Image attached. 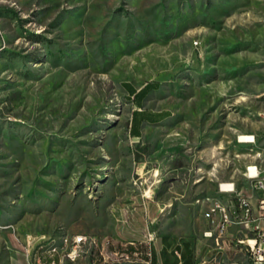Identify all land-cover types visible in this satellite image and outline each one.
Masks as SVG:
<instances>
[{
	"label": "rangeland",
	"instance_id": "rangeland-1",
	"mask_svg": "<svg viewBox=\"0 0 264 264\" xmlns=\"http://www.w3.org/2000/svg\"><path fill=\"white\" fill-rule=\"evenodd\" d=\"M150 81L140 107L126 84ZM138 110L162 117L136 126ZM255 165L264 177V0H0V264L76 233L201 239L203 202L222 183L257 192ZM213 243L198 264L237 259Z\"/></svg>",
	"mask_w": 264,
	"mask_h": 264
},
{
	"label": "built area",
	"instance_id": "built-area-1",
	"mask_svg": "<svg viewBox=\"0 0 264 264\" xmlns=\"http://www.w3.org/2000/svg\"><path fill=\"white\" fill-rule=\"evenodd\" d=\"M262 169L257 165L251 166V181L257 182V201L254 204L249 197L241 194L234 182L222 183L220 191L225 200L213 199L206 209H213V217H206L214 228L206 231L205 235L213 239L221 248L223 242L233 252L236 260L231 264H264V177ZM234 197V198H232ZM236 232L231 233L230 229ZM91 239V235L76 233L69 237V243L62 248H71L70 256H62V248L52 252V258L44 261L38 258L36 264H113V258L130 256L129 264H152L153 255L151 247L146 258H142L140 252H131L128 249L114 248L111 240L101 236V241H92V247L81 248V240ZM151 245L154 235L149 233L146 237ZM30 243L34 239H29ZM92 248H99V256H92ZM80 249L90 251L89 260H80ZM178 254V253H177ZM44 255V253H42ZM179 255V254H178Z\"/></svg>",
	"mask_w": 264,
	"mask_h": 264
},
{
	"label": "crops",
	"instance_id": "crops-1",
	"mask_svg": "<svg viewBox=\"0 0 264 264\" xmlns=\"http://www.w3.org/2000/svg\"><path fill=\"white\" fill-rule=\"evenodd\" d=\"M161 117H162V115L158 118V120H160ZM145 121H149V120H145ZM238 191L241 194H243V190H241V191L238 190ZM244 196L249 197L252 200V202L255 204L257 201L256 199H257L258 194H257V192H255V193H252V195H249V196L244 195ZM203 205H204V208L208 207V204H206V202H203ZM206 231H209V229H206L205 232ZM230 231H231V233L236 232L235 228H231ZM205 232H204V234H205ZM144 241H145V244H141L140 247H136V246H134V247L132 246V247L137 252H139V250L142 249L140 252L142 258L147 257V253L149 251V248L151 247V251H152V255H153V264H182V259L180 257L181 255H180L179 251H177V249L183 248L185 242L189 243L190 249L192 250V252L194 254V260H195L194 264H198V258L200 255L203 254L205 249H207V251H206V253H207L210 250L209 247H212V249L214 248L213 239L207 237L206 235H205V237H203L201 239H199V238L195 239V238L191 237V238H186L184 241H176V240H170L167 238H163V242L161 244H157L156 242H153L151 245L149 244V242H146L147 239H145ZM209 241H211L210 242L211 244L209 243ZM131 243H133V242H131ZM222 245L225 247L226 242H223ZM231 254L233 255V252H231ZM205 258H206V256L203 257V259H205Z\"/></svg>",
	"mask_w": 264,
	"mask_h": 264
},
{
	"label": "trees",
	"instance_id": "trees-1",
	"mask_svg": "<svg viewBox=\"0 0 264 264\" xmlns=\"http://www.w3.org/2000/svg\"><path fill=\"white\" fill-rule=\"evenodd\" d=\"M129 88V92L131 96L133 97V101L139 105L140 107L143 106V101L145 98L152 92L157 90L160 87V82L158 81H150L144 84L140 89H135L131 84H126ZM162 114H149V112L138 110L134 112L133 114V120L136 122V126L139 124V122H143L145 120H158V118ZM135 126V133H138L136 130L137 127ZM129 251L134 252L135 249L130 246L128 248ZM177 251L180 253V257L182 259V264H194V254L192 250L190 249V245L188 242L184 243L183 248H178ZM153 264V260H152Z\"/></svg>",
	"mask_w": 264,
	"mask_h": 264
},
{
	"label": "bare ground",
	"instance_id": "bare-ground-1",
	"mask_svg": "<svg viewBox=\"0 0 264 264\" xmlns=\"http://www.w3.org/2000/svg\"><path fill=\"white\" fill-rule=\"evenodd\" d=\"M240 141H252V136L249 135H241ZM248 178H251V167H249L248 172L246 173ZM254 182V187L257 190V182ZM206 217H213V209H207L205 211ZM92 241H101V238L98 236H91V239H84L81 240V248H89L92 247ZM58 247V246H57ZM57 250V248H53L48 252H44L48 254L46 258H52V252ZM98 253L99 255V248H92V253ZM90 253L87 249H80V260L83 259L85 254ZM71 255V248H64L62 249V256H70ZM130 263V256H121L119 258H113V264H129Z\"/></svg>",
	"mask_w": 264,
	"mask_h": 264
}]
</instances>
